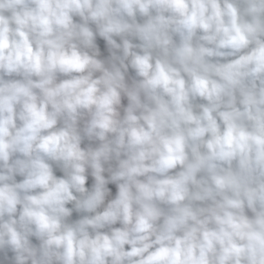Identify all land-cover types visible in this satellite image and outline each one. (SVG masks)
<instances>
[{"label": "clouds", "instance_id": "1", "mask_svg": "<svg viewBox=\"0 0 264 264\" xmlns=\"http://www.w3.org/2000/svg\"><path fill=\"white\" fill-rule=\"evenodd\" d=\"M0 264H264V0H0Z\"/></svg>", "mask_w": 264, "mask_h": 264}]
</instances>
